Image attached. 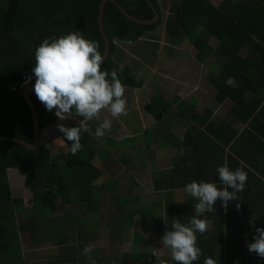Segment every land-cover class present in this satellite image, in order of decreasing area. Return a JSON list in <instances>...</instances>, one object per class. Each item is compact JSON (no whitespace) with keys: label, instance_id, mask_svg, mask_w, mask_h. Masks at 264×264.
I'll return each mask as SVG.
<instances>
[{"label":"trees","instance_id":"16d2710c","mask_svg":"<svg viewBox=\"0 0 264 264\" xmlns=\"http://www.w3.org/2000/svg\"><path fill=\"white\" fill-rule=\"evenodd\" d=\"M103 1L0 0V136L14 137L28 143L33 141L32 117L22 91L26 84H35L36 78L32 72L34 54L44 39H55L80 31L85 39L99 44L98 50L103 55L104 42L97 22ZM114 1L135 19H154V13L145 0ZM212 1L151 0L160 15L159 22L154 26L136 25L113 4L106 3L103 28L109 42V57L102 63L101 70L117 71L119 79L128 89L143 88L144 81L138 80L132 69L119 65L122 59L118 47L119 44L138 46L161 27H164L170 45L179 47L188 41L197 52L196 61L199 64L204 65L207 61L213 62L212 67L220 64V74L211 82L214 92H217L214 106L232 103L229 119L215 124L212 122L214 112L210 110L195 115V124L190 128L195 132L190 140L197 151L195 161L191 162L193 165H177L181 171V185L164 179L155 181V188L165 193L168 200L172 198L173 191L185 188L193 180L211 182L223 189L226 186L219 179L217 169L209 168L216 157L219 158L218 162L223 160V166L230 170L240 168L245 171L247 183L244 190L237 193V200L230 201L227 209L218 200L214 205L216 212L197 216L210 222L212 229L203 234L196 233L197 247L202 255L193 264H204L208 257L215 259L217 264H264V258L250 253L246 247V242H253L255 228L264 229V0H224L219 6H214ZM165 7H169L166 20ZM213 40L216 46L211 44ZM149 46L153 48L155 45ZM30 100L41 132L55 122L56 116L53 111L46 110L35 92ZM179 102L177 99L168 102L158 95L146 105L145 110L154 120L163 122ZM73 117L78 123L70 127H76L80 120L83 121V117L74 114ZM86 123L89 130H96L94 121ZM235 123L245 126L241 133L233 126ZM59 140L63 146L57 147L55 153H52L50 146L39 145L30 151L20 144L0 140V264H26L18 216L26 219L31 246L51 242L61 249L54 263L43 264H89V257L94 258L96 264H128L126 260L122 259L121 262V259L101 255L99 250H93L83 261H79V251L72 250L76 238L71 234L66 235L63 227L76 220L73 217H59L46 225L42 219L46 217L45 214L51 216L58 211L56 204L59 200L62 206L83 210L86 225L79 233L86 243H90L92 240L88 234L93 231L90 224L95 226L97 222L89 215L97 219L96 216L102 211L101 195H114L122 187L117 178L105 171L101 161L108 157V150L122 148L124 151L126 144L133 140L117 141L105 134L100 149L96 144L98 138L93 137L90 131L82 132V149L75 155L69 151L72 142L67 141L63 133L59 135ZM228 146L229 153L225 150ZM8 169H15L24 177L23 186L30 193L27 204L22 198L12 196ZM177 172L173 171L174 174ZM128 194L116 195L117 199H126L120 202H126L127 206L123 207L121 203L120 209L129 208L136 201L135 196ZM196 203L198 200L195 198L183 203H171L166 208L167 215L157 219L156 224L164 226L171 223L177 214L195 212ZM152 211L154 218L155 211ZM128 215L132 216L128 227L121 224L125 229L132 227L138 213ZM33 218L37 219L36 227L32 223ZM79 219L78 224L81 223ZM253 220L254 227L250 223ZM133 239L137 244L136 250L129 258L141 264L144 254L138 244L144 240L143 234L135 232ZM148 255L151 260L155 258L153 254ZM168 264L178 262L172 260Z\"/></svg>","mask_w":264,"mask_h":264},{"label":"clouds","instance_id":"9594fccd","mask_svg":"<svg viewBox=\"0 0 264 264\" xmlns=\"http://www.w3.org/2000/svg\"><path fill=\"white\" fill-rule=\"evenodd\" d=\"M98 49L97 42L87 40L80 31H75L59 38L44 39L34 54L35 66L32 72L36 78L34 92L37 99L46 110L55 109L54 114L61 121L68 120L73 114L83 117V121L80 120L76 127L57 125L67 141L72 142L69 147L72 155L82 149L81 134L89 131L87 121L99 119L102 110H107L112 118L127 114L124 97L126 86L119 79L117 71L101 70L103 59ZM110 127L111 121L104 119L96 129L95 137L103 138ZM217 172L226 186L223 189L211 182L195 180L185 186L184 191L198 200L194 206L195 214L216 212L214 205L218 200L227 209L230 201L237 200V193L244 190L248 179L245 171L240 168L233 171L227 166H220ZM250 223L255 226V220ZM207 227V220L197 218L196 215L187 223L174 220L173 230L167 231L162 237L163 245L171 250V257L167 262L162 260L161 264H168L172 260L178 264H193L197 261L202 252L197 247L196 233L203 234ZM255 232L253 242H246V247L250 253L264 258V229L255 228ZM91 251L90 247H85L84 254L88 255ZM89 264H96V260L89 257ZM204 264L217 262L208 257Z\"/></svg>","mask_w":264,"mask_h":264},{"label":"rangeland","instance_id":"374dc122","mask_svg":"<svg viewBox=\"0 0 264 264\" xmlns=\"http://www.w3.org/2000/svg\"><path fill=\"white\" fill-rule=\"evenodd\" d=\"M221 0H214L213 5H218ZM169 7L163 8L164 10V19L166 20L167 15L169 14ZM150 44L155 45L153 48H150ZM213 46H216L215 40L211 42ZM119 52H121V62L119 65L122 67L127 65L129 66L134 73L137 75L138 78L142 79L144 83L148 86L161 85V82L166 83L169 75L173 74L178 75L180 73L186 72L189 78L195 80L198 77L197 73H195L201 66H210L212 61H207L206 64L201 65L196 61L197 52L193 49V47L188 43L184 42L180 47H174L169 44L167 41V36L165 34L164 27H161L153 34L144 38L138 46H127V45H120L118 47ZM203 88L205 87V83L203 82ZM190 85V84H189ZM192 85V84H191ZM202 88V87H201ZM143 90V89H142ZM139 90H130L129 97H133L134 101L141 100L143 97V91ZM152 93V92H151ZM136 94V97H135ZM125 95V94H124ZM246 98V97H245ZM135 104V103H134ZM44 105V104H43ZM55 112V110H54ZM126 115H122L118 118L107 117L111 121V127L107 132L109 134H118L120 131L123 132V135H127L132 133L136 129L138 124H141L143 121L142 117L131 115L133 113L132 110L126 111ZM96 122L97 124H101L102 121L99 123L95 119L91 120ZM90 121V122H91ZM126 123V124H124ZM70 124V123H69ZM69 124H65L68 126ZM97 126V128L99 127ZM130 126L133 128L129 129ZM126 132H125V130ZM45 130V129H44ZM48 139L44 143L49 145L52 149V153L57 152V147H62L63 144L59 140V135L55 134L54 132L47 133ZM46 138V139H47ZM115 139V138H113ZM103 140V139H102ZM117 140V139H115ZM102 142V141H101ZM43 144V142H42ZM125 153L120 155V159L125 158ZM106 172H111L113 176L117 175V181L121 184V189L118 190L117 193L112 195L111 193L103 194L101 196L102 202V211L101 214L97 215L94 219V215H89V218H92L97 222L94 225L90 224V227L93 228L91 232H89L88 236L92 240L90 243H83V239L80 236V231H83L86 225V218L82 214L84 213L83 210L65 207L61 205V201H57V209L58 211L54 214L49 216L45 214V218L43 217L42 222L46 225H50L51 222L57 221L59 217H73L76 221H71V223L64 224V233L66 235H73L76 238V243H73L74 251H79L78 259L79 261H83L86 256L94 250H99L101 255H105L106 257H111L113 259L126 260L128 264H140L138 262H134L131 260L130 254H132L136 250V243L134 242V233H142L144 240L139 242V249L144 254L142 257L141 264H161V261H168L171 257V250L163 245L162 237L167 231H172V224L174 220L184 223L190 217L188 216H179L174 218L171 223H167L163 227H157L155 222L156 218H152L150 220H145L144 218H136L134 222V227L130 229L128 232H125L128 229L121 227V224L124 227H128L132 216H129V213L136 214L137 212V205L139 207V202H133L130 204V207L120 209V204L122 203L123 207L127 206L126 202H120L121 200H126L125 198L121 197L118 198L116 195H123L128 194V190L130 186H134L138 184L140 187H143V184L146 187L147 194H152L151 185L148 184L150 180V168L147 167L146 170H142L146 178L141 181L140 178L137 177V172L131 174V178L128 177L130 174H127L122 167V165H103ZM117 167L118 171H112L113 167ZM124 166V165H123ZM132 172V170H130ZM9 175V182L12 189V196L17 198H22L23 201L27 204V201L30 199V193L26 190L23 186L24 177L17 173L15 169H10L8 172ZM176 202L180 203L185 200V192L180 191L176 194ZM115 196V198H113ZM151 196V195H150ZM151 202V200H150ZM119 211V212H118ZM134 211V212H133ZM158 215H165L164 208L159 209ZM80 217V219H79ZM81 221V223H77V220ZM169 218L166 219L168 221ZM145 220V221H144ZM36 218H33L32 223L35 224L36 227ZM17 222L19 226V234L22 240V250L24 253L25 263L26 264H43V263H54L55 256L57 255L58 250H61L59 247L56 246L55 243H41L38 247H33L30 245L29 241V234L30 231L26 229V223L23 219H20L19 216L17 217ZM98 227V228H97ZM96 229V231H94ZM211 229V224L208 222L207 230ZM39 244V243H38ZM85 247H90L92 251L88 254H84ZM147 252V253H146ZM146 253V254H145ZM153 254L155 258L151 260V256L148 254ZM115 262V261H113ZM62 264H73L70 262H63Z\"/></svg>","mask_w":264,"mask_h":264},{"label":"crops","instance_id":"0c3cea01","mask_svg":"<svg viewBox=\"0 0 264 264\" xmlns=\"http://www.w3.org/2000/svg\"><path fill=\"white\" fill-rule=\"evenodd\" d=\"M213 2L214 0L212 1V3ZM222 2H224V0H221L220 3L216 6H219ZM211 65L201 66L195 72L198 75L195 80L189 78L186 72L180 73L178 75H174L173 73L169 75L166 83L161 82V85L159 86L150 85L147 87V85L144 83V86L141 89L126 88L125 90L124 97L126 98L127 102L126 111L132 110L131 113L133 114L131 116L134 117L136 115L140 118L142 117L143 121H141V124H138L136 126L137 130H134L132 133H129L127 135H123V132L121 131L118 134H109L106 131V135L108 137L112 139L115 138L117 139V141H122L124 139H130L133 141L131 143H128L130 145L126 144L127 146L124 151L121 147V150H108V157L101 162L102 165H122L125 172L127 174H130V176H128L130 178L131 174L137 172V177L140 178L141 181L143 179H149L146 178L147 175H145L142 170L147 171V167L150 168V180L148 184L151 185L152 194H147L144 191L146 190L144 184V188L140 187L138 184H135L134 186L131 185L130 189L128 190V195L135 196L134 198L136 202H139V207L136 211L138 215L135 216V219L138 217L140 219L144 218L145 220H150L152 219V210H154L156 224L158 221L157 219H160L167 215L165 214L166 208L169 207L171 203H177L176 194L180 191L185 192L184 188L175 190L172 192V198L168 200L167 198H165V193H163L162 191H158L155 188V181L160 182L164 179L168 181L173 180L172 184L181 185V179H179L181 176V171L177 168V165H193L191 162H194L197 157L196 148L193 145V141L190 140L191 137L195 136V132L190 131L192 125L195 124V115H202L204 112L210 110L214 112L212 122L215 124L229 119V113L233 107L232 103L227 102L225 105H219L218 107L214 106V97L216 96L217 92H214V88L211 85V82L213 79H215L216 76L220 74V64L216 67H212ZM123 67L129 66L125 65ZM133 74L137 77L134 71ZM137 79L142 80L138 77ZM203 82L205 83L204 88ZM209 83L211 86L209 85ZM130 90H142L143 97H141V100L134 101L133 97L130 98L128 96ZM158 95L162 96L168 102H173L175 99L180 100L178 105L174 106V109L169 115V117L163 122H157L145 110L146 105H148L151 100ZM54 110L55 109H53L52 111L54 112ZM107 117H111V114L107 110H102L99 119H94L100 123L101 121L103 122V120ZM77 123L78 122L73 116L68 120L64 121H61L56 117L55 122L48 126L44 131H42L40 137L41 146H49L44 143L45 141L50 139L47 138L48 132H54L57 135L62 134L57 128L58 124H63L64 126L65 124H69L65 127H70ZM98 125L99 124L96 125V122H94V126L96 129ZM233 126L240 133L245 127L238 123L233 124ZM131 128H133V126H130L129 129ZM89 131L90 134L95 137L96 130ZM102 139L103 138H100L96 141V144L100 149H102ZM147 143L149 144V146L147 145ZM229 147L230 146L226 147L225 149L227 153H229ZM119 152H121V154H126L123 160L119 158ZM218 159L219 158L216 157V160L213 163L209 164L211 165L209 168L212 169L215 167L217 169L218 167L225 165L223 160L218 162ZM118 170L119 169L116 166L112 168V171ZM130 170H132V172H130ZM173 171H178V174H174ZM108 174H110L115 179L117 178V175L113 176L111 172H109ZM189 199L194 198L190 194H187L185 192V200L183 202H186ZM134 202L135 201H133V203ZM162 208H164L165 214L163 216L158 215L159 209ZM194 215L198 216L200 214H195V212L192 210L187 213L177 214L175 218H179V216H188L190 218L185 220L189 221ZM134 222L132 227L124 231V233L128 232L134 227ZM156 226L163 227L157 224Z\"/></svg>","mask_w":264,"mask_h":264},{"label":"water","instance_id":"95a60500","mask_svg":"<svg viewBox=\"0 0 264 264\" xmlns=\"http://www.w3.org/2000/svg\"><path fill=\"white\" fill-rule=\"evenodd\" d=\"M145 1H147L149 7L151 8V10L154 13V19L151 20V21H142V20H138V19H135V18L131 17L114 0H104L102 2V4L100 5V8H99V15H98V18H97V22H98V28H99L100 35H101L102 40L104 42V53L102 55L103 62H105L108 59V57H109V42H108V40L106 38V35L104 33V28H103V11H104L105 4L108 3V2L113 4L118 9V11L127 20H129L130 22H132V23H134L136 25H140V26H154V25H156L159 22L160 15L157 12V10L155 9V7L152 4L151 0H145ZM32 93H34V86H30V85L26 84L24 89H23V91H22V97H23L26 105L28 106V108L30 110V113H31V117H32V123H33V141H32V143H28V142H26L24 140H21V139H18V138H14V137L12 138V137L0 136V140L8 141V142H14V143L20 144L26 150H30V151L35 150L39 145H41V143H40V139L41 138L40 137H41V133H42V131L40 132L39 129H38L37 115L35 113L34 106H33L32 102L30 100V96H31ZM9 170L10 169L7 170L8 181H9V175H8ZM9 184H10V182H9ZM10 187H11V185H10Z\"/></svg>","mask_w":264,"mask_h":264},{"label":"flooded vegetation","instance_id":"af4514ba","mask_svg":"<svg viewBox=\"0 0 264 264\" xmlns=\"http://www.w3.org/2000/svg\"><path fill=\"white\" fill-rule=\"evenodd\" d=\"M24 185V184H23ZM20 219H23V221L26 223V219L23 217V218H21V217H19Z\"/></svg>","mask_w":264,"mask_h":264}]
</instances>
